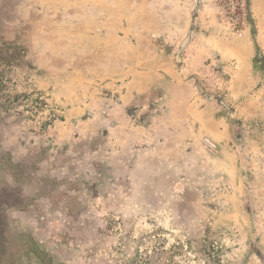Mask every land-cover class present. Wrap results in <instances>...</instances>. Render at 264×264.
<instances>
[{"label":"rangeland","instance_id":"rangeland-1","mask_svg":"<svg viewBox=\"0 0 264 264\" xmlns=\"http://www.w3.org/2000/svg\"><path fill=\"white\" fill-rule=\"evenodd\" d=\"M243 1L0 0V264H264Z\"/></svg>","mask_w":264,"mask_h":264},{"label":"built area","instance_id":"built-area-1","mask_svg":"<svg viewBox=\"0 0 264 264\" xmlns=\"http://www.w3.org/2000/svg\"><path fill=\"white\" fill-rule=\"evenodd\" d=\"M219 8L224 17L234 20L235 23L243 25L246 21L245 3L243 0H237L238 10L235 12L232 0H219Z\"/></svg>","mask_w":264,"mask_h":264}]
</instances>
